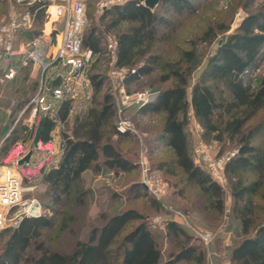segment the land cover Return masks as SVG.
Masks as SVG:
<instances>
[{
    "label": "trees",
    "instance_id": "obj_1",
    "mask_svg": "<svg viewBox=\"0 0 264 264\" xmlns=\"http://www.w3.org/2000/svg\"><path fill=\"white\" fill-rule=\"evenodd\" d=\"M159 3L177 13L193 9L191 0H160ZM28 8L36 12L34 23L31 28H22L19 34L33 40L40 30L38 21L42 20L45 8L40 3ZM108 9L111 21L107 29H116L117 65L137 68L140 75L151 74L160 67L164 70L160 81H171L170 85L153 90L154 99L138 108L142 113L164 114L159 138L170 148L172 161L153 166L165 172L170 165L168 169L173 172L174 164L181 169L188 184L211 196L216 207L222 210V186L204 166L195 162L190 153L186 131L190 109L202 123L206 136L214 135L218 141L227 137L231 140L236 136L240 138L237 154L227 162L225 169L235 178L232 194L244 237L234 246L229 264H264V222H257L258 204L255 202L256 198L264 201V148L254 144L259 127L245 131L247 123L264 110V77L256 88L243 79V75L256 66L264 51V16L249 14L244 17L218 48L203 76L193 85L189 98L187 86L192 68H183L181 60L164 62L163 55L156 50L162 39L160 27L169 26L170 20L156 9L144 5L142 0H127ZM124 23L128 25L121 29ZM96 33L95 30L84 35V50H100V38ZM184 58L186 62L193 61L195 51L186 50ZM91 78L96 96L104 80L97 75ZM26 85L24 82L23 87ZM70 108L71 100L63 102L58 116L66 120ZM115 116L116 102L110 95H105L100 102H95L94 98L87 111L73 115V137L67 138V147L59 165L45 171L40 178L49 185L53 201L59 203L63 195H69L87 170L100 167L101 153L106 157L107 168L114 172H129L137 167L122 154L119 142L113 141L114 135L117 140H124L131 134L117 133ZM41 123L40 139L47 142L56 123L54 118L45 115L39 117L36 129ZM26 130L27 126L21 129ZM21 131L13 129L3 142L0 149L3 162L17 145ZM249 171H256L259 177L246 182L245 173ZM34 196L45 208L41 197L37 193ZM153 200L162 208L159 200ZM54 224V217L44 214L26 217L19 226L0 230L5 238L0 264H160L162 261V251L149 220L134 208L104 216L103 224L93 227L87 239L78 240L69 252L50 249L42 240L43 232ZM178 226L182 225L172 220L168 229L177 234L180 231ZM32 247L36 254H29ZM197 259L202 261L203 253L191 245L180 249L164 264Z\"/></svg>",
    "mask_w": 264,
    "mask_h": 264
},
{
    "label": "rangeland",
    "instance_id": "obj_2",
    "mask_svg": "<svg viewBox=\"0 0 264 264\" xmlns=\"http://www.w3.org/2000/svg\"><path fill=\"white\" fill-rule=\"evenodd\" d=\"M86 4L89 24L85 35L96 30V34L100 38V50L86 68L85 75L91 80L93 75L104 80L103 86L96 96L94 89L92 103H94V98L95 102L102 101L105 95H110L112 100L117 103L118 91L115 89L117 84L109 77L112 59L104 45L109 35L116 34V29H107L111 21L110 15L107 14L109 9L99 14L97 13L96 0H86ZM191 4H193V9L184 10L182 13H177L172 8L162 6L160 3L154 8L171 23L169 26L160 27L162 39L157 43L156 50L163 55L164 62L181 60L183 68L188 66L192 68L187 86L189 98L193 85L203 76L210 60L217 54L218 48L244 17L249 14L264 16V0H191ZM26 7L27 5L19 3L17 0H0V23L5 22L12 14L23 12ZM38 23L40 30L37 36L42 37L45 43L52 46L56 40L55 32L61 30L62 23L51 20L46 9L42 20H39ZM127 25L124 23L121 29ZM164 36L166 38H163ZM186 50L195 51L196 58L193 61H185L184 52ZM163 74L164 70L159 67L151 74L131 77L127 82V88L129 90H158L171 84V81L167 83L160 81ZM263 77L264 51L256 66L248 70L243 75V79L246 84L256 88ZM23 88V95L18 97L17 105L11 113L10 135L13 129L18 128L21 131L22 127L27 126L26 124L29 122L32 105L15 123L21 110L35 95H28L25 86ZM10 96L14 98L15 94L12 92ZM2 101L5 99L0 100V103ZM92 103L82 109V114L91 107ZM78 109L80 110V108ZM123 115L134 123L137 132L129 134L130 136L124 140H117V136L114 135L113 141H118V148L122 154L137 164L135 169L129 172H114L107 168L106 159L101 153L100 167L87 170L84 177L75 183L72 192L69 195H63L59 203L53 201L49 185L46 182L40 178H33L32 175L24 179V197H31L37 193L45 204V214L55 219L54 226L43 232L42 240L46 246L50 249L69 252L78 240L87 239L93 227L103 224L104 216L134 208L142 212L149 220V226L162 251L160 264H164L180 249L191 245L197 246L198 252L203 253V260H181L175 264H229L234 246L244 237L241 220L236 213L237 203L232 194L235 178L225 169L226 181L223 184L218 182L223 188V208L221 210L216 207L211 196L205 195L200 188L186 182L185 175L180 168L173 164L172 167L175 168V171L172 172L168 169L169 165L165 172L160 169L161 179L166 184L161 208L153 200L155 196L145 190L141 184L142 168L139 160L141 153L145 151L151 165L172 161L170 148L165 146L159 138L164 114L142 113L137 107H129ZM188 115L186 131L189 149L197 164H199L197 147L200 140H203L208 146H212L211 154L215 159L226 158L238 150L239 137L236 136L233 140L227 137L224 141H218L213 138L214 135L206 136L202 123L195 117L191 109ZM118 117L116 114L114 122ZM7 119V112L1 110L0 122L4 124ZM258 127L259 133L254 144H260L264 148V110H261L247 123L245 131L255 130ZM21 132L20 139L27 137L26 131ZM0 163L2 165L10 164V162L4 164L1 155ZM202 166L209 171L205 165ZM152 167L158 168L153 165ZM258 177L259 173L256 171L245 173V178L248 180L246 182L253 181ZM255 202L258 204L257 222L263 223L264 201L256 198ZM176 211L183 212L186 219L178 216ZM158 216L162 217V220L155 222L154 220ZM172 220L182 225L178 226L180 231L177 234L168 229V224ZM206 231L212 235L208 242L201 237V234ZM4 239L0 234V252ZM28 252L36 254L33 247Z\"/></svg>",
    "mask_w": 264,
    "mask_h": 264
},
{
    "label": "built area",
    "instance_id": "obj_3",
    "mask_svg": "<svg viewBox=\"0 0 264 264\" xmlns=\"http://www.w3.org/2000/svg\"><path fill=\"white\" fill-rule=\"evenodd\" d=\"M24 3L27 8L18 14H12L5 22L0 23V84L13 79L17 74L14 56L16 55L15 40L22 28H31L36 12L30 6L40 3L44 7L51 20L62 23L53 44L55 48L46 59L45 42L42 37H37L28 43L26 59L23 65L35 62L40 66V86L29 103L21 110L20 116L32 105L31 114L28 119L27 137L19 139L16 145V153L2 165L0 163V230L7 227H17L26 217H39L45 214V208L41 201L35 197H24V179L31 173L30 168H40L48 171L57 167L65 153L67 138H72V115L78 110L77 105L70 108L69 116L62 120L58 114L57 104L67 100L82 98L86 106L91 104L94 94L92 80L85 75L86 68L94 60L98 52L93 49H83L85 30L89 24L86 0H17ZM127 0H96L97 13L102 14L114 5H120ZM144 3V1L142 2ZM106 51L111 55L112 67L109 77L116 84L118 100L116 103V114L118 119L115 127L118 134L136 133L134 123L124 116L129 107L141 108L150 103L155 97V91L151 89L129 90L127 82L131 76H140L137 68H123L117 65V38L109 35L105 40ZM44 48V54L41 50ZM83 112V111H82ZM54 118L58 136L57 146H48V143L40 141L34 145L36 125L40 116ZM53 138H55L53 136ZM33 151L29 162L20 164V160L30 151ZM212 146H208L203 140L199 141L197 147L198 163L205 165L212 177L219 183L226 181L225 168L227 162L235 156L237 151L226 158L215 159L211 154ZM142 168L141 184L145 190L151 193L157 200L162 202L163 191L166 184L161 179V170L152 167L148 154L143 151L139 160ZM176 214L186 219L183 212ZM162 217L155 218L160 222ZM201 237L208 242L212 235L206 231Z\"/></svg>",
    "mask_w": 264,
    "mask_h": 264
},
{
    "label": "crops",
    "instance_id": "obj_4",
    "mask_svg": "<svg viewBox=\"0 0 264 264\" xmlns=\"http://www.w3.org/2000/svg\"><path fill=\"white\" fill-rule=\"evenodd\" d=\"M55 33H56V37H57L58 32L56 31ZM37 37H40V36H36L35 38H37ZM30 41L31 40H29L23 36H20V34H18V36L15 40L16 55L14 56L15 65L17 67V74L13 79L7 80L6 83L0 84V100L5 99V101L1 102L2 104L0 103V111L5 110L8 114L7 121L4 124L0 122V149H1L2 144L5 141V139L10 135L9 134V132H10V128H9L10 117H11V113H12L13 109L17 105L18 97H21L23 95V83L26 82L27 85L25 88L28 91V95H30V96L33 94H36V92L38 91L39 86H40V79H41L40 66L35 62H29L26 65L22 64V61L24 59H26V53L25 52L27 51V46H28V43ZM53 44H54V42H53ZM53 44H52V46L47 44V43H45V45H44L45 48H48L47 52L45 53L47 60L50 59L49 58L50 52H52L55 49L53 47ZM41 53L44 54V48L41 50ZM12 92L15 94L14 98H12V96H10V94ZM73 105H77L78 108H80V110L78 109L76 111V113H74V114H82V109H84V107H87L85 101L80 97L77 98L76 100L71 101V107ZM61 107H62V105L59 103L56 106V108L59 109V111H60ZM73 115H72V117H73ZM71 120H72V118H71ZM56 132H57V128L55 125L54 129L51 131L50 139L47 142H45V143H48V146H52V145L57 146L59 140H58V136L55 135ZM53 136L55 138H53ZM15 153H16V146L6 155L5 162L9 161L14 156ZM105 159H106V157H105ZM30 171H32L31 173H35V177H33V178H36V179L41 178L42 174L45 172L43 169L34 168V167L30 168Z\"/></svg>",
    "mask_w": 264,
    "mask_h": 264
},
{
    "label": "water",
    "instance_id": "obj_5",
    "mask_svg": "<svg viewBox=\"0 0 264 264\" xmlns=\"http://www.w3.org/2000/svg\"><path fill=\"white\" fill-rule=\"evenodd\" d=\"M160 0H144V5H146L147 7L154 9L156 7V5L159 3ZM43 131V123H41V125L37 128L35 136H34V145H37L38 142L40 141L41 138V133ZM33 154V151L30 150L21 160H20V164L29 162L31 159V156Z\"/></svg>",
    "mask_w": 264,
    "mask_h": 264
}]
</instances>
